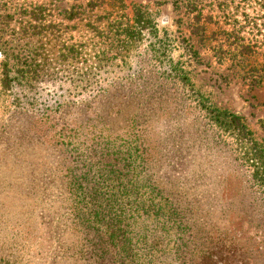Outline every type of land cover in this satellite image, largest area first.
<instances>
[{
  "label": "rangeland",
  "instance_id": "1",
  "mask_svg": "<svg viewBox=\"0 0 264 264\" xmlns=\"http://www.w3.org/2000/svg\"><path fill=\"white\" fill-rule=\"evenodd\" d=\"M75 2L81 3L0 0V14L13 12L16 6L41 5L48 18L60 22L62 10ZM123 2L127 15H131L133 5L143 8L159 29L169 57L181 64L193 88L215 107L242 117L253 138L264 147V85L248 84L244 79V61L241 64L218 61L209 48L211 42H200L190 32V17L183 8L175 10L171 0ZM247 3V0H202L203 14L213 21L208 24L209 31L237 30L244 36V14L263 16V9L256 3ZM62 20L64 24L72 23ZM69 34L74 36L73 40H82L76 30ZM232 36V33L216 35L221 39ZM148 37L137 48L111 51L99 60L89 56L91 51L86 45L81 51L82 59L74 64L53 60L31 90L0 91V256H3L0 264H264L263 192L258 187H249L250 170L244 165L235 141L211 124L194 97L183 106L174 103L179 98L173 91L176 81L158 76L162 71L160 59H152L146 52ZM1 42H6L9 50L16 46L8 33ZM249 63L264 64V47ZM162 80L167 82L168 93L146 108L147 122H141L139 128L151 161L163 171L167 198L159 199L150 188L140 189L138 198L146 202V211H135L130 205L118 208L124 224L116 242L111 244L103 234L97 238L99 244L92 248L94 253L88 252L82 260L70 262L60 251L63 230L50 219L41 221L47 238L43 235L41 240L25 230L30 223L29 212L18 184H9L19 173L4 154L8 147L4 137L12 132L20 141L23 128L31 127V139L49 146L61 134L65 140L69 136L73 172L79 174L91 168L87 175L91 177L108 160L99 154L103 148L99 140L107 142L105 137L96 138L100 130L115 132L110 138V148L129 140L125 136L130 130L126 127L128 107L120 105L118 113L115 107L111 108L116 100L109 98L112 85L121 83L126 87L150 82L149 90L158 96ZM58 103L63 106L54 113L62 115L56 118L58 121L46 123L36 115L39 108H55ZM101 108L104 118L98 117ZM103 122L106 126L101 127ZM74 134L81 138H70ZM158 147L159 153L162 152L160 159ZM41 217L40 214V220Z\"/></svg>",
  "mask_w": 264,
  "mask_h": 264
},
{
  "label": "trees",
  "instance_id": "2",
  "mask_svg": "<svg viewBox=\"0 0 264 264\" xmlns=\"http://www.w3.org/2000/svg\"><path fill=\"white\" fill-rule=\"evenodd\" d=\"M80 1L81 3L75 2L68 9L62 10L60 22L48 18L49 14H46L41 5L16 6L13 12L0 14V91L10 93L15 89L31 90L34 82L41 73L49 69L53 60L74 64L82 59L81 51L86 45L91 51L89 56L99 60L111 51L137 48L145 36L149 35L145 50L152 59H160L162 71L158 76L164 75L169 80L176 81L173 82L176 86L173 91L179 94V98H175L174 103L183 106L186 100L194 97L211 124L235 141L244 159V165L250 170L249 187H258L264 194V147L253 138L242 117L215 107L193 88L181 64L169 57L164 39L158 34L159 29L143 8L133 5L131 15H127L123 0ZM247 2H254L263 9V16L259 18L258 15L250 16L245 13L242 36L237 30L209 31L208 24L213 21L211 16L203 14L202 0H171L175 10L183 8L190 17V32L197 36L200 42H211L209 48L218 61L228 60L236 64L244 61V79L250 86L259 87L264 85V64H250L249 60L264 47V0ZM62 19L72 23L64 24ZM74 30L82 40H73L74 36L69 33ZM228 32L233 36L225 39L216 37L217 34H231ZM5 33L16 43V46L12 47H17V50H9V45L1 42ZM162 81L163 84H158V96H154L149 90L152 86L150 82L142 81L126 87L121 83L112 85L113 90H109L112 95L109 98L116 100L111 108L115 107L118 113L121 111L120 105L128 107L126 127L130 130L125 136H128L129 140L120 142L117 146L114 144L110 148V138L115 132L100 130L96 138L105 137L107 142L99 140L103 144L99 154L108 160L103 161L102 166L97 168L91 177L87 176L91 168L79 174L73 172L71 158L74 157L69 136L65 135V140V137L61 138V134L60 138L52 144L49 143V146H45L40 140L31 139V127L23 128L20 141L12 132L4 137L8 140L4 154L15 165L14 170L19 173L9 184H18L29 212L30 223L25 230L41 240L43 235L47 238L46 233H43L41 221L50 219L55 227L63 230L64 238L61 240L60 251L70 262L82 260L88 252L94 253L95 249L92 248L99 244L97 238H102L103 234L111 244L116 242L122 235L119 232L124 224L118 208L130 205L135 211H146V202L138 198L140 189L150 188L159 199L167 198L163 171L161 173L151 161L152 157L143 144V132L139 128L141 122H147L146 108L153 102H159V96L168 93L165 87L167 82ZM15 103L20 105L17 101ZM61 107L63 106L58 103L55 108H39L36 115L46 123L58 121L56 118H61L62 115L57 116L54 113ZM21 108L28 111L23 106ZM100 110L102 112L99 111L98 117L104 118V109ZM103 126H106L104 122L101 127ZM71 137L81 138L75 134ZM160 149H156L158 159L162 157ZM157 162L159 164L160 160ZM176 197H179V194ZM2 257L0 256V259ZM13 261L17 263V259Z\"/></svg>",
  "mask_w": 264,
  "mask_h": 264
}]
</instances>
